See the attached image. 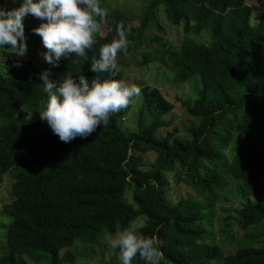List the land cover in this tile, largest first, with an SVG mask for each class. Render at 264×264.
<instances>
[{
  "label": "trees",
  "instance_id": "trees-1",
  "mask_svg": "<svg viewBox=\"0 0 264 264\" xmlns=\"http://www.w3.org/2000/svg\"><path fill=\"white\" fill-rule=\"evenodd\" d=\"M160 5L174 24L184 22L186 33L211 32L208 45L187 37L164 47L173 83L198 79L191 102L176 97L196 121L186 138L164 119L172 102L145 85L136 131L126 132L120 123L129 104L84 139L60 141L38 114L46 102L39 73L50 69L55 81L78 74L109 78L89 67L99 47L112 41L119 24L127 49L117 56L134 52L133 39L149 51L160 39L147 40L141 31L152 30L148 21ZM95 19L99 28L87 59L62 57L56 67H37L27 54H3L0 181L5 174L15 177L13 199L2 207L12 221L0 264H72L76 254L61 250L76 241L94 245L138 218V234L160 239L161 264H264V0H150L137 27L118 10ZM111 78H123L116 61ZM22 108L35 116L26 117ZM172 185L187 192L175 202L168 196ZM228 194L239 205L234 213L221 208L216 218ZM228 248L234 252L226 254Z\"/></svg>",
  "mask_w": 264,
  "mask_h": 264
},
{
  "label": "clouds",
  "instance_id": "clouds-1",
  "mask_svg": "<svg viewBox=\"0 0 264 264\" xmlns=\"http://www.w3.org/2000/svg\"><path fill=\"white\" fill-rule=\"evenodd\" d=\"M27 15L41 21L31 31L41 38L45 51L40 55L44 62L56 67L62 57L87 59L86 50L93 47V34L99 28L95 18H103L105 12L99 0H19L18 7L0 5V49H11L18 57L25 55L23 20ZM115 31L112 41L99 47L98 58L89 65L94 73L108 72L109 78L89 80L78 74L77 78L67 75L55 81L50 79V69L39 73L46 102L38 114L62 142L89 136L108 122L110 114L127 108L132 98L141 93L137 85L111 78L117 53L127 49L119 24ZM102 241L117 250L119 264H132L135 257L144 264H161V241L156 235H141L126 227L115 233L105 232Z\"/></svg>",
  "mask_w": 264,
  "mask_h": 264
},
{
  "label": "rangeland",
  "instance_id": "rangeland-1",
  "mask_svg": "<svg viewBox=\"0 0 264 264\" xmlns=\"http://www.w3.org/2000/svg\"><path fill=\"white\" fill-rule=\"evenodd\" d=\"M149 1L150 0H99V4L104 12L118 10L124 16L136 20L135 22L137 27L138 21L145 18L148 14ZM17 2L18 0H16V3H13L12 0H2V6L5 8L17 7ZM253 2H255V0H253ZM154 15V18L148 21L152 26V30L145 29L141 32L144 35H147V40L150 38H158L160 40L157 43L153 42L151 49L145 52V45H138L136 40L133 39L130 43L133 46L134 52L125 56H117L116 62L119 64V67L123 72L122 80L126 83L135 84L140 89L145 85L155 86L167 100L172 102L173 109L164 116V119L167 122H172V128L178 129V137L186 138V130L190 125L196 123V121L186 115L185 108L182 106L181 102L176 100V97H180L182 100L191 102L193 100V93L197 88L196 83H198V79L190 80L180 85L173 83V71L169 63L166 61L164 47L169 44H173L175 46L180 45L187 37H191L190 39H192V41L208 45L212 40L211 32L209 31V28H207L199 35L186 33L184 31V22L181 21L179 24H174L167 17L165 8L161 5L154 8ZM256 15L257 12H253L251 16L250 24L252 26L255 24ZM23 24L27 45L25 55L27 54V57H30L32 62L37 67L48 65L44 62L42 56L40 55V53L45 51L41 42L37 41L31 32H26V28L32 29L37 26L39 24V19L31 15H27L23 20ZM138 32V29L133 31V38L137 36ZM125 37H127L126 34ZM8 50L11 49H0V73L4 69L3 54ZM144 56L149 60L147 64H142ZM141 102L142 91L139 96L132 98L130 106L120 122L126 132H132L138 129V113L141 109ZM21 111L26 115V117H34L36 114L26 108H22ZM148 122L149 120H145V123ZM14 177L15 173L5 174L2 181H0V256L8 250L4 231L6 226L12 221V217L4 214L2 207L3 205L10 203L13 199L11 186L14 181ZM262 186L264 190V178ZM185 190L186 189L184 187H175L172 185L168 190V196H171V199L175 202L176 198L187 193ZM227 196L229 199L228 202L221 198V202L218 204L219 207L216 209V218L221 217V208H229L231 212L234 213L235 208L239 205L240 201L236 195L228 194ZM142 223L143 219L138 218L134 223H132L131 228L137 231ZM216 229L217 225L214 226V230ZM217 238L218 235L216 236V240ZM64 250H68L76 254V261L72 264H119L116 250L103 243L102 238L94 245H87L81 241H76L73 246L61 250V254ZM233 252V248L225 250L226 254ZM132 264H135L134 258L132 260Z\"/></svg>",
  "mask_w": 264,
  "mask_h": 264
}]
</instances>
